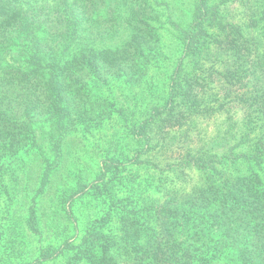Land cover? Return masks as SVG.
<instances>
[{
	"label": "trees",
	"instance_id": "16d2710c",
	"mask_svg": "<svg viewBox=\"0 0 264 264\" xmlns=\"http://www.w3.org/2000/svg\"><path fill=\"white\" fill-rule=\"evenodd\" d=\"M0 198L1 264H264V0H0Z\"/></svg>",
	"mask_w": 264,
	"mask_h": 264
},
{
	"label": "rangeland",
	"instance_id": "374dc122",
	"mask_svg": "<svg viewBox=\"0 0 264 264\" xmlns=\"http://www.w3.org/2000/svg\"><path fill=\"white\" fill-rule=\"evenodd\" d=\"M165 18H166V15H164V18H162V22H164V23H165ZM166 23L168 24V22H166ZM168 32L172 34L171 31L168 30ZM172 38H174L173 35H172ZM235 115L237 116V118H239V117H241V112H237V113H235ZM228 123L229 122L223 123L221 118L220 119L217 118L214 121H211L209 123L208 122H198L197 125L199 128H202V134L205 133L204 136H206L207 139L208 138L209 139H212V138L215 139L220 134V136L222 138H225L226 142L228 143V141H230L229 140L230 137L226 133V130L229 127ZM113 133L118 135L116 138H118L119 135L122 134L120 125L116 121H110L103 128L97 127L96 129H92L90 131V133H85L84 134L85 137H84V139H82L81 145H84V147H87L86 142L89 141L91 147H94L96 149H100L105 144L107 134L114 136ZM107 139H109V138H107ZM217 139L219 140L220 138H217ZM215 145H217V144H215ZM218 146H220V145L218 144ZM36 173H37V169H34L31 172H29L30 178H36ZM158 183L161 184L160 181H158ZM167 185H169V180H167L165 183H162L163 187L167 186ZM22 199H23V197H21V200ZM18 206L21 210L20 214L23 216L24 215V206L22 203H20V204L16 205L15 207H18ZM5 207H6V202L0 198V224L1 225H3V223L7 222L8 217H9L8 214L5 217V211L7 212V209H4ZM45 207H46V204L42 208L44 210L43 216H48V210ZM19 208H13V211H15L14 213L17 216L19 215ZM41 212H42V210H41ZM20 222L21 221H19L17 224H19ZM21 223H23V222H21ZM9 226L10 225L7 226V230L10 233V232H12V229H9ZM19 229H20V227H19ZM3 241H6V239L4 238ZM3 262H4V260H0V264Z\"/></svg>",
	"mask_w": 264,
	"mask_h": 264
}]
</instances>
